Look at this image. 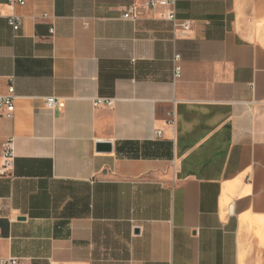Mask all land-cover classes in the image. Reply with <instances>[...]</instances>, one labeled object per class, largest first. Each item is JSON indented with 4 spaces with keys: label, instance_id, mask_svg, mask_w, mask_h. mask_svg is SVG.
<instances>
[{
    "label": "crops",
    "instance_id": "obj_1",
    "mask_svg": "<svg viewBox=\"0 0 264 264\" xmlns=\"http://www.w3.org/2000/svg\"><path fill=\"white\" fill-rule=\"evenodd\" d=\"M24 1L0 0V259L264 264V0H175L185 37L149 0Z\"/></svg>",
    "mask_w": 264,
    "mask_h": 264
},
{
    "label": "built area",
    "instance_id": "obj_2",
    "mask_svg": "<svg viewBox=\"0 0 264 264\" xmlns=\"http://www.w3.org/2000/svg\"><path fill=\"white\" fill-rule=\"evenodd\" d=\"M10 5H16L22 7L25 5L24 0H7ZM175 0H149L147 2V7L150 10L156 9H165L164 12L159 14V18L169 21L172 24L173 33L177 37H185L187 33L192 29L193 22L190 20H179L176 17L174 11ZM46 18V15H44ZM123 19L135 22L138 20L139 16L136 13L133 7H127L122 16ZM8 25L10 26L13 35L16 36L18 33L21 24L22 18L19 14H11L7 17ZM54 30H50V34H53ZM134 62V60H132ZM173 66V79L176 81L181 77V66H180V56L174 54L172 58ZM15 94L13 86V77L9 78V83L6 88V93L0 95V110H5L9 112V115L12 116V111L14 108ZM62 99L56 97H49L44 99V104L47 109H54L58 106H61ZM113 100L98 98L92 101L94 107L104 106L112 107ZM157 135L160 136V132H157ZM14 148H15V139L14 137L7 138L1 146V156L3 159L2 167L0 168V176L4 177L11 170L13 161H14ZM0 264H17V259H0Z\"/></svg>",
    "mask_w": 264,
    "mask_h": 264
},
{
    "label": "water",
    "instance_id": "obj_3",
    "mask_svg": "<svg viewBox=\"0 0 264 264\" xmlns=\"http://www.w3.org/2000/svg\"><path fill=\"white\" fill-rule=\"evenodd\" d=\"M111 150V146L109 143H98L96 145L97 152H109Z\"/></svg>",
    "mask_w": 264,
    "mask_h": 264
}]
</instances>
